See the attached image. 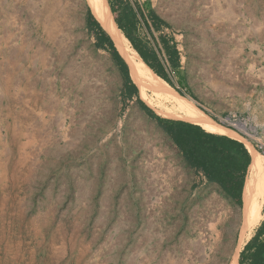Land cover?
<instances>
[{
	"label": "rangeland",
	"instance_id": "1",
	"mask_svg": "<svg viewBox=\"0 0 264 264\" xmlns=\"http://www.w3.org/2000/svg\"><path fill=\"white\" fill-rule=\"evenodd\" d=\"M101 2L134 14L149 49L169 38L175 58L158 86L173 103L131 77L138 92L126 96L86 0H0V260L224 264L211 263L209 239H199L209 223L223 229L242 201L190 166L138 99L164 118L182 119L175 105L192 104L264 160V0ZM137 9L155 17L152 36Z\"/></svg>",
	"mask_w": 264,
	"mask_h": 264
},
{
	"label": "trees",
	"instance_id": "2",
	"mask_svg": "<svg viewBox=\"0 0 264 264\" xmlns=\"http://www.w3.org/2000/svg\"><path fill=\"white\" fill-rule=\"evenodd\" d=\"M113 19L118 29L126 36L132 48L152 71L164 81L169 83L167 74L156 63L157 58L147 46L142 45L134 35L135 22L133 15L127 10L117 8L110 4ZM129 11H132L129 9ZM138 14L141 16L139 10ZM91 23L97 29L98 43L106 44L109 50L118 58L122 74L127 84L126 96L137 95V87L131 81L126 63L122 60L114 47L112 40L106 35L99 23L90 14ZM142 20L145 28L150 30ZM156 21V20H155ZM138 103L146 110L148 115L156 120L165 133L172 139L184 160L193 168L201 171L208 181L219 184L234 201L241 203V190L245 179L246 169L250 161L249 154L244 145L225 135L205 131L200 125L188 121L164 118L156 115L140 99ZM264 220L251 239L244 245L238 258V264H264Z\"/></svg>",
	"mask_w": 264,
	"mask_h": 264
},
{
	"label": "bare ground",
	"instance_id": "3",
	"mask_svg": "<svg viewBox=\"0 0 264 264\" xmlns=\"http://www.w3.org/2000/svg\"><path fill=\"white\" fill-rule=\"evenodd\" d=\"M86 2L93 15L111 37L116 48L124 56L123 58L128 64L129 75L132 81L137 86H139L140 89L149 87L157 95L163 96L165 100L172 102L171 98L173 97L170 98L164 95V93L161 91L162 87L160 86V88L158 86V82L166 85L165 81L153 73L146 63H144L140 58L136 50L132 48V46H129L128 39L118 29L119 27L116 26L109 8L102 4L101 0H86ZM175 107L177 110L182 112L180 118L183 120L198 124L208 131H221L220 128L213 125L210 118L203 114L199 109L195 108L192 104L191 106H186L178 102ZM174 114L175 113H173L172 116H174ZM237 126L241 129L246 128V124L244 122H238ZM247 146L251 154V160L249 166L247 167V174L245 175V182L243 184L242 206L240 210H234L229 214L228 217H225L224 220H226L227 224L223 227V229H219L218 225L214 223H209L208 228L202 229L204 236H202L203 239L201 238L199 240L201 243H203L209 239L208 241L210 242V245H208L210 253L207 254V257L212 260L211 263L217 258H222L227 261L225 262L226 264H238L237 255L242 249L246 240H248L251 231L258 224L261 218L262 213L260 212V202L264 200V160L261 154L255 151L249 144H247ZM13 220L14 221L11 225V229L13 231H17L20 228L19 218L16 217ZM40 226L41 227H39L37 231V237H40V239L43 241L44 238H42L41 233L46 232L45 230L49 228V225L48 223H44ZM5 233L6 230L1 227V243L6 241ZM206 237L207 239L205 240ZM41 240L39 241V244L42 243ZM0 264H9V259L6 255L2 260H0Z\"/></svg>",
	"mask_w": 264,
	"mask_h": 264
},
{
	"label": "crops",
	"instance_id": "4",
	"mask_svg": "<svg viewBox=\"0 0 264 264\" xmlns=\"http://www.w3.org/2000/svg\"><path fill=\"white\" fill-rule=\"evenodd\" d=\"M140 14L142 15L141 17H142V19H143V21L145 22V24H146V26L148 27V29L150 30V32H151V34H149L148 33V31H147V29L145 28V26H144V24H143V22H142V20L140 19V21H141V24L143 25V27L145 28V30H146V33L149 35V36H152V27H154V26H157L156 24V21H155V17H153V16H151V15H146V14H144V13H141V10H140ZM155 41H157V43L160 41V40H162V42H163V45H164V48L163 47H160L159 45L157 46L159 49H156V50H153L152 52L155 54V57L157 58V61H156V63H158V65H160L162 68H163V70H164V73H166L167 75H168V73L170 72V69H171V64L170 63H173V60H174V58H175V51H174V49H173V47L172 46H170V43H171V41L169 40V38L167 37V36H165L164 35V38L163 39H158V38H155L154 39ZM152 70V69H151ZM153 72V71H152ZM154 73V72H153ZM162 79V78H161ZM163 80V79H162ZM164 81V80H163ZM166 82V81H165ZM171 119H179V118H171ZM179 120H183V119H179ZM184 121H186V120H184ZM189 122V121H188ZM216 123V122H215ZM195 124V123H194ZM216 124H218L219 126H221L222 127V130L220 131V132H212V131H208V130H206V129H204L203 127V129L205 130V131H208V132H212V133H215V134H219V135H225V136H227V137H230V138H232V139H235V140H237V141H239V142H241L243 145H244V147H245V149L247 150V152H248V154H249V157H250V160H251V154H250V151H249V148H248V146H247V143L244 141V139H243V137H242V134L240 133V132H237V131H235V130H233V129H230V128H226V127H224L226 124L223 122V121H220L219 123H216ZM228 127V126H227ZM165 132V131H164ZM171 139V138H170ZM171 141H172V139H171ZM173 142V141H172ZM174 144V143H173ZM174 146H175V144H174ZM175 148L176 149H178L176 146H175ZM249 163H250V161H249ZM248 166H249V164H248ZM247 166V167H248ZM248 169V168H247ZM247 169H246V174H247ZM245 174V175H246ZM246 177V176H245ZM209 182H211V181H209ZM244 182H245V179H244ZM213 183H215V182H213ZM217 184V183H216ZM244 184V183H243ZM219 185V184H218ZM242 191H243V186H242V190H241V201H242ZM231 197V196H230ZM232 198V197H231ZM233 199V198H232ZM234 200V199H233ZM263 220H264V209H263V212H262V214H261V218H260V221L258 222V224L256 225V227H255V229H254V231H253V233H252V235L250 236V238L245 242V244L251 239V237L255 234V232H256V230L258 229V227L260 226V224L263 222ZM261 239H263L264 240V236L262 235L261 236ZM244 244V245H245ZM244 245H243V247H244ZM243 247H242V249H243ZM241 249V250H242ZM241 250H240V252H241ZM239 255H240V253H239ZM160 258H162L163 260L162 261H164V255L163 256H161ZM128 260H130V259H128ZM128 264H132V261L130 260V261H128Z\"/></svg>",
	"mask_w": 264,
	"mask_h": 264
}]
</instances>
